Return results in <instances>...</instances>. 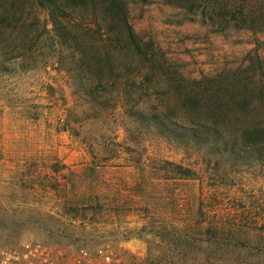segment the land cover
<instances>
[{
	"label": "rangeland",
	"instance_id": "374dc122",
	"mask_svg": "<svg viewBox=\"0 0 264 264\" xmlns=\"http://www.w3.org/2000/svg\"><path fill=\"white\" fill-rule=\"evenodd\" d=\"M9 5L0 1V252L41 243L109 252L118 264H264V162L234 165L143 118L173 105L178 77L264 72V29L222 28L163 0H128L129 20L165 60V77L140 70L129 76L128 103L99 104L79 82L80 52L49 31L48 12L16 0L15 16ZM15 118L24 130L34 122L35 151L12 175L1 161Z\"/></svg>",
	"mask_w": 264,
	"mask_h": 264
},
{
	"label": "trees",
	"instance_id": "16d2710c",
	"mask_svg": "<svg viewBox=\"0 0 264 264\" xmlns=\"http://www.w3.org/2000/svg\"><path fill=\"white\" fill-rule=\"evenodd\" d=\"M4 1L10 2L8 12L15 15L16 0ZM31 1L48 12L53 24L49 31L80 52L79 82L96 103L103 104V98L114 103L123 98L128 103V94L136 87L135 78L129 76L142 70L150 73L144 79L153 78L162 71L165 60L154 45L143 43L129 20L128 0ZM163 1L199 11L222 28L264 29V0ZM124 65H129L126 74L115 73ZM256 71L240 68L199 79L178 77L180 83L173 84V105L156 107L143 118L163 136L186 145L207 146L234 165L264 162V72L258 75ZM87 81L92 82L91 88L87 89ZM109 88L116 94L105 97Z\"/></svg>",
	"mask_w": 264,
	"mask_h": 264
},
{
	"label": "built area",
	"instance_id": "2783aa9c",
	"mask_svg": "<svg viewBox=\"0 0 264 264\" xmlns=\"http://www.w3.org/2000/svg\"><path fill=\"white\" fill-rule=\"evenodd\" d=\"M0 264H118L109 252L65 251L36 243L0 252Z\"/></svg>",
	"mask_w": 264,
	"mask_h": 264
},
{
	"label": "crops",
	"instance_id": "0c3cea01",
	"mask_svg": "<svg viewBox=\"0 0 264 264\" xmlns=\"http://www.w3.org/2000/svg\"><path fill=\"white\" fill-rule=\"evenodd\" d=\"M17 119L18 118L12 119V127L15 129L14 134L11 135V139H9V141L3 147V150L5 152H9L10 154H6L5 158L1 161V163L5 165L4 167H12V175L17 174L21 168H27L32 164L31 154L33 151H35L34 122H31L28 119L27 130H24V128L18 124ZM10 156L11 159H9ZM25 156L27 157V160H24ZM9 175V172H3V176L9 177ZM28 179L29 175H27V180Z\"/></svg>",
	"mask_w": 264,
	"mask_h": 264
}]
</instances>
